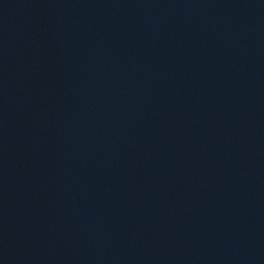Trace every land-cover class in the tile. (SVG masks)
<instances>
[{
	"label": "water",
	"instance_id": "obj_1",
	"mask_svg": "<svg viewBox=\"0 0 264 264\" xmlns=\"http://www.w3.org/2000/svg\"><path fill=\"white\" fill-rule=\"evenodd\" d=\"M0 264H264V0H0Z\"/></svg>",
	"mask_w": 264,
	"mask_h": 264
}]
</instances>
